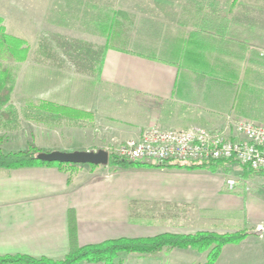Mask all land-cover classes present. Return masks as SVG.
Returning a JSON list of instances; mask_svg holds the SVG:
<instances>
[{"label": "crops", "instance_id": "0c3cea01", "mask_svg": "<svg viewBox=\"0 0 264 264\" xmlns=\"http://www.w3.org/2000/svg\"><path fill=\"white\" fill-rule=\"evenodd\" d=\"M0 2L8 3L17 14L13 16L23 20L31 18L28 11L34 13L28 4L39 0ZM210 2L209 31L197 29L187 14L180 18L165 9L141 19L146 29L157 22L164 32L123 40L137 49L105 42L97 79L126 94L124 102L143 107V124L213 129L227 116L264 124V0ZM133 25L130 21L131 29ZM85 31L102 34L92 33L89 26ZM56 98L52 94L36 99L30 92L12 90L0 108V151L32 146L40 151L92 150L56 132V123L70 118L38 107L43 101L63 104ZM69 107L82 110L83 118L92 114L89 107ZM229 132L238 136L232 127ZM216 163L215 169L142 162L120 168L85 163L69 171L56 164L0 167V255L63 258L71 234L78 245H86L118 237L244 231L240 241L222 246L214 264H264V170L253 171L231 160ZM231 176L238 180L230 190L226 179ZM258 225L263 230L255 234ZM127 254L134 264H202L205 259L204 252L190 247Z\"/></svg>", "mask_w": 264, "mask_h": 264}, {"label": "rangeland", "instance_id": "374dc122", "mask_svg": "<svg viewBox=\"0 0 264 264\" xmlns=\"http://www.w3.org/2000/svg\"><path fill=\"white\" fill-rule=\"evenodd\" d=\"M184 1L174 0L173 5L166 3L165 9L172 16H178V13L174 12L181 11L179 4ZM28 5H31L34 13L30 15L28 11L27 14L31 18L21 20L13 16L17 14L10 9L8 3L0 2V17L5 31L26 39L30 47L25 62L6 58L0 60L2 67L11 70L12 90L15 94L30 92L36 99L42 100L49 99L53 94L62 105L84 109L89 107L92 111L90 118L62 116L75 119V122L68 121L70 119L57 122L56 132L63 133L64 137H75L76 142L92 150L103 149L112 142L135 135L140 128L141 132L147 126L156 124H143L147 117L144 108L133 106L134 102L131 104L128 99L124 102L123 96L126 94L101 84L95 76V71L89 69L91 62L97 63L99 60L105 42L110 47L120 44L129 49H137L123 40L136 34L137 38H140L145 37L146 33L154 35L161 30L164 32V27L162 29L157 22H153L146 29L144 20H141L148 14H159L160 10L153 0H53L52 3L39 0ZM48 6L57 11H48ZM104 8L107 11L113 9L125 13V16H118L121 25H116L122 34L116 33L115 26L109 30L110 34L107 36L85 31L88 26L94 31L98 30V27L87 22L103 19ZM9 14L13 17L8 16ZM130 21L134 23L132 29L129 26ZM178 84L181 86L182 80H178ZM70 130L75 131V134L69 135L67 132ZM214 167L213 164L207 168L215 169ZM123 254L118 258L119 264H132L134 257L126 252Z\"/></svg>", "mask_w": 264, "mask_h": 264}, {"label": "trees", "instance_id": "16d2710c", "mask_svg": "<svg viewBox=\"0 0 264 264\" xmlns=\"http://www.w3.org/2000/svg\"><path fill=\"white\" fill-rule=\"evenodd\" d=\"M153 3L160 11H166V3L174 4L173 0H153ZM211 5L210 0L186 1L183 2V4H179L181 11H179L178 14L180 18L187 14L190 18L194 19L192 23L197 29L209 31L211 30ZM120 15L125 16V13L110 9V11L104 13L103 19L89 20L87 23L98 27V30L95 31L101 32L102 34L100 35L107 36L110 34L109 30L113 29L116 22L118 25H121L120 20L116 18ZM2 21L3 20L0 17V60L2 58L11 59L16 62L27 60L30 47L26 39L7 33ZM184 23H186L185 20ZM95 31L93 30L91 32L93 33ZM118 34H122L120 29ZM107 46L109 45L107 44ZM1 65L0 62V108L8 103L13 86L11 70L6 67L4 68ZM89 67L92 72L95 71V76L98 78L101 67V56L99 60H97V63L91 62ZM38 107L41 109L50 108L53 111L60 112L61 115L69 117L82 114V110L48 101H43ZM38 152H40V150L33 146L15 152L4 153L0 151V167L16 168L31 165L56 164L58 168L64 171H69L72 167L77 165L73 163L46 162L39 160L36 157ZM134 164H138V162H129L113 155H109L107 163V165L111 167ZM213 164L216 166L219 165L216 161H211L194 164L173 162L164 166H185L187 168H195L212 167ZM90 165L94 166L92 164ZM245 235L246 232L244 231L234 233L197 231L188 234H158L152 237H118L106 239L94 244L78 245L75 241L74 235L71 234L69 251L62 259H52L47 257L36 258L25 254H7L0 255V264H75L80 261L97 264H117L116 260L119 258L120 252H156L163 246L178 248L190 247L198 252L205 253V261L202 264H214L223 245L238 242Z\"/></svg>", "mask_w": 264, "mask_h": 264}, {"label": "built area", "instance_id": "2783aa9c", "mask_svg": "<svg viewBox=\"0 0 264 264\" xmlns=\"http://www.w3.org/2000/svg\"><path fill=\"white\" fill-rule=\"evenodd\" d=\"M230 127L238 134L232 136ZM109 155L129 162L202 163L217 160L235 161L253 171L264 170V124L245 117L227 116L222 125L209 129L199 125L185 128H162L151 124L139 135L112 142L103 148ZM96 150V149H95ZM236 177L226 179L233 189ZM256 229L263 230L261 225Z\"/></svg>", "mask_w": 264, "mask_h": 264}, {"label": "water", "instance_id": "95a60500", "mask_svg": "<svg viewBox=\"0 0 264 264\" xmlns=\"http://www.w3.org/2000/svg\"><path fill=\"white\" fill-rule=\"evenodd\" d=\"M39 160L46 162H60V163H73V164H92V165H107L108 153L106 150L100 148L97 150H52L40 151L36 154ZM255 234L262 233V230H253Z\"/></svg>", "mask_w": 264, "mask_h": 264}]
</instances>
